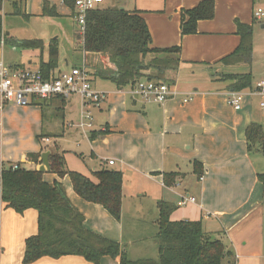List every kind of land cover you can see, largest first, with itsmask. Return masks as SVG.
I'll return each mask as SVG.
<instances>
[{"label": "crops", "instance_id": "1", "mask_svg": "<svg viewBox=\"0 0 264 264\" xmlns=\"http://www.w3.org/2000/svg\"><path fill=\"white\" fill-rule=\"evenodd\" d=\"M43 1L25 0L24 13L30 17L39 16ZM47 1L55 8L58 16L63 14L62 8L58 6L62 5V0ZM114 1L128 12H140L148 26L152 48L180 47V66L174 76V83L168 85L175 95L162 104L144 102L131 97L129 89H117L109 80H105L110 83L106 88L96 87L93 81L96 76L89 73L92 87L106 92V100L101 105L105 116L98 127L91 124L79 132L81 139L87 142L89 152H80L78 157L92 174L118 166L119 170H113L122 173L119 220L111 217L102 207L79 198L73 192L68 178L58 179L57 182L63 185L72 205L84 216L85 227L120 244L126 255L133 257L127 258L131 264L157 258L155 237L159 201L176 205L170 217L172 221L201 220L206 233H223L228 243L226 246L232 253L224 264H264V183H260L257 178L258 174L264 173V155L255 151L252 157V153L247 151L245 136L246 128L251 123L260 124L264 131V104H252L253 98H264V88L261 94L249 92L244 95L242 92L241 107L234 110L227 104L230 91L225 90L226 84L215 81L218 69L200 66L193 68L189 65L196 63L211 66L229 55L239 43L235 22L252 25L253 11L258 6L263 8L264 0H214V18L199 21L197 33L183 37L180 35L181 11L191 9L203 0ZM104 2L100 7H103ZM107 2V7L113 4L112 0ZM67 10L73 18L72 10ZM256 23H260L264 29V19ZM75 33L73 51L77 48L79 50L81 46L76 41ZM32 55L35 56H29ZM32 63L35 64L33 69H37L38 57H33L27 65L5 64L8 67L33 70L30 67ZM63 63L67 70L58 66L55 74L80 66L70 65L65 54ZM93 64L99 66L101 60L97 58ZM234 70L228 69L227 72ZM258 80L254 88L261 81ZM71 98L66 100L63 114L73 109ZM185 98H190V101L184 103ZM78 102L82 111L91 106L83 104L80 98ZM46 110L55 116L53 106L48 105ZM44 120V112L39 106H5L0 112V163L5 166L21 164L28 170H38L42 163H28L26 155L40 152L42 146L53 147L54 138L63 137L65 133L64 123L61 127L55 117L47 123L51 130L47 132L48 126ZM103 130L108 133L90 140V134H98ZM42 133L49 137L41 143L38 137ZM55 135L58 138L50 137ZM46 139L49 141L46 142ZM96 146L112 148L114 155L98 157L92 151ZM62 152L65 158V151ZM109 161H113V165H109ZM194 161L201 164V180L193 173ZM169 172L180 176L173 186L165 187L162 175ZM46 175L45 179L48 177V181L53 182L54 177ZM90 180L96 183L95 178ZM135 193L141 198L150 193L148 196L153 198L151 215L145 208L140 210L137 202L132 200L131 196ZM127 194L131 206L125 202ZM187 197H193L195 201H185L184 205L178 206ZM0 210L3 212L2 223L21 224L20 221L24 219L37 217L34 210L19 215L11 209H5L1 203ZM20 231L18 235L16 232L14 245H1L0 242V264H22L24 240L33 235V231L27 228ZM48 259L42 258L33 264H54L45 262ZM52 260L56 261L55 264H85L82 258L73 256ZM100 264L121 263L119 258L103 257Z\"/></svg>", "mask_w": 264, "mask_h": 264}, {"label": "trees", "instance_id": "2", "mask_svg": "<svg viewBox=\"0 0 264 264\" xmlns=\"http://www.w3.org/2000/svg\"><path fill=\"white\" fill-rule=\"evenodd\" d=\"M109 7H100L89 12L83 44L79 50L83 53V65L91 74L103 80L112 81L117 89H132L140 80L174 83V76L180 66V47L165 49L151 47V35L140 12H128L120 9L121 4L112 0ZM7 4L16 15L24 13L25 0H7ZM62 4L73 12L74 0H62ZM3 0H0V38L2 35ZM214 0H203L195 7L183 10L180 14V35L197 33L199 21L214 18ZM42 16L55 17V8L47 0L43 1ZM257 21L253 20L252 25ZM252 25L235 22L236 34L239 36L237 47L227 56L213 65L189 64L193 68L211 67L216 72L215 81L225 83V90L242 93L254 90L251 72L236 73L241 66L251 67L253 55ZM76 41L80 36L75 33ZM5 45L22 47L39 51L38 69L45 78H50L59 64L57 40L47 46L38 39L18 42L4 35ZM19 43V44H18ZM45 52V55L42 53ZM99 58L101 65L93 61ZM228 69H235L227 72ZM92 70V71H91ZM42 113L48 105L53 106L55 116L62 114L66 100H34ZM51 103V104H50ZM53 103H55L53 105ZM108 133L107 130L90 134V140ZM247 151H259L264 155L262 144L264 131L260 124L251 123L245 131ZM45 134L38 141L47 138ZM58 137V136H50ZM49 152V171L59 179L68 178L73 192L87 203L102 207L111 217L119 220L122 204V173L112 169H102L93 173L96 183L84 175L70 171L65 162L64 152L57 146H42L38 153H28V163H40L41 154ZM193 173L202 175L199 162H193ZM44 172L28 170L21 164L5 166L0 163V203L5 209H11L22 215L25 211H36V234L25 238L23 244L22 264H33L41 258L57 260L61 257H80L90 264H100L103 257L119 258L121 264H131L126 258L120 244L102 235L88 230L84 225V216L71 204L63 185L57 181L48 182ZM180 174L175 172L162 175L165 187L175 184ZM258 181L264 183V173L257 175ZM176 205L171 202L157 203V243L156 260H139L132 264H224L232 256L227 248L223 233L209 234L204 231L203 223L198 221H172ZM232 263V262H231Z\"/></svg>", "mask_w": 264, "mask_h": 264}, {"label": "rangeland", "instance_id": "3", "mask_svg": "<svg viewBox=\"0 0 264 264\" xmlns=\"http://www.w3.org/2000/svg\"><path fill=\"white\" fill-rule=\"evenodd\" d=\"M107 5L108 2L107 0H105L102 6L103 8H105L107 7ZM58 6L62 8L61 12H63V14L61 16L57 15L55 17H47V16H42V12H41V14L37 17H30L27 15L26 18L22 15H16L15 13H13L11 7L7 4V2L3 3V12H2L3 29L1 36H4L6 33H8V36L15 37L13 39L18 42H21L23 40L25 41V40H33V39L41 40L46 46L45 52L47 50L48 44H50L53 40H57L59 44V57H61L58 66L62 70L63 69L67 70V68L63 63L64 54L66 55V58L69 59L70 65H74V64L83 65V53L81 50H78V48L75 51H73V40H74V33L76 32V26L73 18L71 17V15L67 10L70 8L64 6L63 4L62 5L59 4ZM257 8H261L262 10H264V7L262 8L258 6L256 7V9ZM252 43H253L254 51L251 57V62H252L251 67L241 66L235 72L247 73L252 71L253 81H254L253 83H255V81H257L258 79L259 80L264 79V29L261 28L260 23H255L253 25ZM45 52L42 54L45 55ZM2 53H3L4 63H6L7 65L15 63L21 66L27 65L29 60H32L33 57H38L40 54L39 51H32L26 48L13 47L10 45H5L4 49L2 50ZM30 54H35V56L34 55L29 56ZM28 57L30 58L28 59ZM30 67L32 69L35 68V64L32 63ZM93 81L96 87L102 89L106 88L110 84L99 77H95V80ZM100 92L106 93L105 91H100ZM243 94L244 95L249 94V91H244ZM71 99L73 101L72 104L73 109L70 112H66L64 114L59 113V115L57 116H52L51 112L46 110L44 113L45 125L48 126L49 124L47 123H49L54 117L60 123L61 127H63L62 125L64 123L65 133L63 137L60 138L57 137L58 139L54 138L52 142V146L56 145L60 151L62 150L65 151V162L67 168L70 171H74L82 175L84 174L88 176L89 179L90 178L94 179L95 177L91 173L89 167L85 163H83L81 159L78 157V153L80 152H84V153H87V151L89 152L87 142L82 140L81 137L79 136V132L81 130H84L86 126L82 129L80 128V125L83 123L85 124L91 122L93 127H98L100 121L105 116V114H103L105 112L102 107H101L102 109L100 110L95 106L86 107L84 111H82L80 108V103L78 102L79 97L78 98L72 97ZM261 102L264 104V98L256 97L253 98L252 104L258 106V104ZM49 131L51 130H49V126H48L47 132ZM92 151H94V154L97 155L98 157H102V156L112 157L114 155L112 153L113 151L112 148L107 149L104 148L103 146H96L94 149H92ZM255 154L256 152L253 151L252 157H254ZM117 167L118 166L116 165L114 168L117 169ZM114 168H112V170ZM48 175L50 174L47 173L46 176ZM51 175L52 177H54V180L52 181L55 180L58 181L59 178H57L53 174ZM47 178L48 177H46V180L48 181ZM63 179H59V180H63ZM126 193L128 192L126 191ZM146 195L147 196L141 198L138 197L137 193H135L131 197L133 201L137 202L138 206L140 207V210H143V208H145L148 210V214L151 215L150 212L152 207L151 200H153V198L148 196L150 195V193ZM125 202H128V205L131 206V199L130 196H128V194H127V201ZM29 212H33V211L30 210ZM2 214L3 212L2 210H0V239H2V241L0 240L1 245L5 243L14 245L18 233L22 231V230L20 231V229L23 228L30 229L31 231H33V234H36L37 232L36 216L29 217L26 220L24 219L23 221H20L21 224L19 223L16 224L15 222L2 223V219H1ZM16 243H18V240ZM225 244L228 245L227 241L225 242ZM126 258L133 259V257H131V255L128 256V254L126 255ZM45 262H50L54 264L56 263V261L53 260L51 261V259L50 260L48 259ZM85 264H89V263L85 262Z\"/></svg>", "mask_w": 264, "mask_h": 264}, {"label": "built area", "instance_id": "4", "mask_svg": "<svg viewBox=\"0 0 264 264\" xmlns=\"http://www.w3.org/2000/svg\"><path fill=\"white\" fill-rule=\"evenodd\" d=\"M6 0H3L5 3ZM103 0H74L73 19L76 25V33L80 36V44H83V37L86 29V19L91 11L100 8ZM253 18L256 21L264 19V10L257 8L253 11ZM5 42L4 36L0 38V112L8 104L17 107H29L33 105L34 100H50L54 98H63L68 100L73 96L81 99L83 104H89L100 108L106 100V93L95 90L92 87L90 76L84 65L72 67L68 72H59L48 79L37 68L34 70L22 69L19 67H8L3 61ZM264 81H259L252 91L255 94L263 93ZM128 94L133 98H138L144 102H153L162 104L175 94L171 92L170 87L161 82L149 80H140L134 87L128 90ZM190 101V98L183 99L184 103ZM242 94L230 92L227 104L234 110L241 107ZM90 127L91 123H83L80 128ZM46 142L49 140L46 139ZM113 165V161L108 162ZM201 180V177L199 178ZM185 201L193 203V197H187L178 203V206L184 205Z\"/></svg>", "mask_w": 264, "mask_h": 264}, {"label": "water", "instance_id": "5", "mask_svg": "<svg viewBox=\"0 0 264 264\" xmlns=\"http://www.w3.org/2000/svg\"><path fill=\"white\" fill-rule=\"evenodd\" d=\"M120 9H123L122 7H120ZM262 28V27H261ZM48 158H49V152H44L41 154V166L38 168V171L40 172H46V171H49V161H48Z\"/></svg>", "mask_w": 264, "mask_h": 264}]
</instances>
